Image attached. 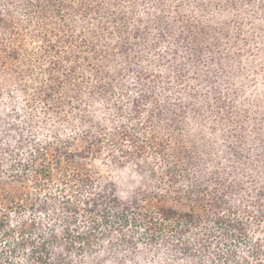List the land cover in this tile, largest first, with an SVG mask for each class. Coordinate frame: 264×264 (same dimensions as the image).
Segmentation results:
<instances>
[{"label":"trees","instance_id":"obj_1","mask_svg":"<svg viewBox=\"0 0 264 264\" xmlns=\"http://www.w3.org/2000/svg\"><path fill=\"white\" fill-rule=\"evenodd\" d=\"M0 264H264V0H0Z\"/></svg>","mask_w":264,"mask_h":264}]
</instances>
